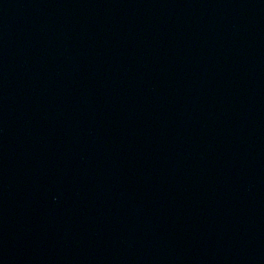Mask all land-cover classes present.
Listing matches in <instances>:
<instances>
[{"label": "water", "instance_id": "water-1", "mask_svg": "<svg viewBox=\"0 0 264 264\" xmlns=\"http://www.w3.org/2000/svg\"><path fill=\"white\" fill-rule=\"evenodd\" d=\"M0 264H264V0H0Z\"/></svg>", "mask_w": 264, "mask_h": 264}]
</instances>
